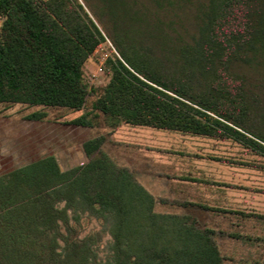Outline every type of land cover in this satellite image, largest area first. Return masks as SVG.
<instances>
[{"label":"trees","instance_id":"obj_1","mask_svg":"<svg viewBox=\"0 0 264 264\" xmlns=\"http://www.w3.org/2000/svg\"><path fill=\"white\" fill-rule=\"evenodd\" d=\"M72 1L0 0V104L76 112L94 94L83 81V63L103 38ZM155 1L160 13L173 14ZM215 3L219 29L224 19L233 23L234 53L263 26L264 0ZM147 7L141 12L150 17ZM246 26V38H240ZM182 45L184 53L203 48L198 42ZM117 49L127 66L109 60V81L91 111L72 125L113 129L124 123L214 138L230 135L264 153L261 138L242 128V119L231 114L225 97L214 95L213 86L204 91L192 86L177 63L172 72H154L141 55ZM105 137L85 141L86 162L66 171L48 155L0 176V264H223L213 231L190 216L156 212L151 195L104 151ZM83 216L97 220L101 232L81 237L76 226ZM102 234L110 237L104 258L99 256Z\"/></svg>","mask_w":264,"mask_h":264},{"label":"rangeland","instance_id":"obj_2","mask_svg":"<svg viewBox=\"0 0 264 264\" xmlns=\"http://www.w3.org/2000/svg\"><path fill=\"white\" fill-rule=\"evenodd\" d=\"M215 1L158 0L164 8L173 9L170 14L160 13L155 0H76L103 38L83 63V81L95 92L87 97L83 109L76 112L57 107L0 104V176L48 155L56 158L61 171L86 162L82 144L91 138L105 137L106 133L100 127H78L70 121L91 111L96 94L111 77L110 59L117 58L127 66L117 48L141 55L144 66L154 72H172L177 63L187 71L192 86L200 85L203 91L215 89L214 95L225 97L229 108H233L231 114L242 119V128L264 141V21L256 37L246 39L244 47L233 53V26L230 28L233 23L224 19V29H219L220 7ZM143 6L150 7V17L142 14ZM2 21L0 16V27ZM250 29L255 31L254 27ZM247 30V26L242 28L240 38H246ZM183 42L190 45L198 42L203 48L184 53L180 49ZM34 113L42 118L30 119ZM105 138L106 144L109 143ZM262 141L257 140L264 146ZM233 164V172L242 175L234 180L236 183L245 185V176L254 175L258 179L255 188L264 189V171L243 166L263 167L264 153L233 144ZM76 228L81 237L101 232L100 223L88 216H83ZM109 240L108 235L102 234L101 258Z\"/></svg>","mask_w":264,"mask_h":264},{"label":"crops","instance_id":"obj_3","mask_svg":"<svg viewBox=\"0 0 264 264\" xmlns=\"http://www.w3.org/2000/svg\"><path fill=\"white\" fill-rule=\"evenodd\" d=\"M104 132V151L151 195L156 212L201 220L216 236L223 264H264V189L255 188L254 175L245 185L234 181L242 175L233 172V144L242 146L230 135L124 123Z\"/></svg>","mask_w":264,"mask_h":264},{"label":"built area","instance_id":"obj_4","mask_svg":"<svg viewBox=\"0 0 264 264\" xmlns=\"http://www.w3.org/2000/svg\"><path fill=\"white\" fill-rule=\"evenodd\" d=\"M99 71H102V69H101V68H99Z\"/></svg>","mask_w":264,"mask_h":264}]
</instances>
